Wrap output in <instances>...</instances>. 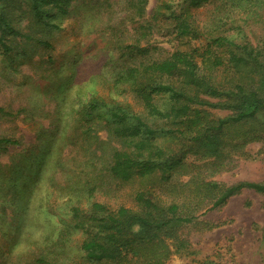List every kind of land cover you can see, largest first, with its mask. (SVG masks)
I'll return each mask as SVG.
<instances>
[{"label": "trees", "instance_id": "obj_1", "mask_svg": "<svg viewBox=\"0 0 264 264\" xmlns=\"http://www.w3.org/2000/svg\"><path fill=\"white\" fill-rule=\"evenodd\" d=\"M116 1L30 0L29 27L43 34L35 35V42L50 50V35L60 27L52 17H70L74 6L87 18V32L93 34L98 7L110 8ZM120 1L127 4L126 18L131 25L138 24V29L127 43H116L123 50L119 57L107 52L103 66L113 70L108 93L95 90L97 76L87 83L81 78L88 70L100 71L96 60L100 62L107 46L100 35L78 52L69 80L48 97L54 102V112L47 126L35 120V148L0 168V183L6 182L21 202L13 243L32 264H169L168 240L177 241L179 247L186 245L179 236L183 225L223 205L242 189L264 195V182L226 185L208 179L226 168L230 149H244L250 141L264 142V37L256 44L240 41L241 22L247 17H238L256 16L264 0L232 3L244 12L236 11L240 20L236 21V40L233 35L210 34L214 44L226 48L224 57L205 59L213 68L223 69V83L202 73L197 48L167 52L152 43L142 44L160 19L174 24L177 37L195 33L199 29L189 21V6L212 0H155L149 14L148 0ZM225 2L215 3L217 23L235 15L221 17L232 9ZM45 6L55 7L56 13L43 16ZM83 26L78 23L75 32H82ZM7 32L33 38L14 28L0 11L4 51L11 49L4 41ZM156 51L159 54L154 56ZM128 95L139 102V111L124 100ZM199 106L232 113L214 117ZM246 125L251 130H245ZM234 127L239 141L231 143L228 135ZM101 130L107 132L105 139L98 134ZM11 144L21 141L0 138V148ZM68 147L71 150L65 156ZM59 172L60 178L53 179ZM120 192L127 195V202L102 199L121 196Z\"/></svg>", "mask_w": 264, "mask_h": 264}, {"label": "rangeland", "instance_id": "obj_2", "mask_svg": "<svg viewBox=\"0 0 264 264\" xmlns=\"http://www.w3.org/2000/svg\"><path fill=\"white\" fill-rule=\"evenodd\" d=\"M216 1L212 0L196 7L189 6V21L199 29L195 33L184 38L177 37L174 24L160 19L142 44L152 43L167 52L197 48L200 54L197 56V61L201 65L202 73H210L218 83H223L222 79L225 75L223 69L213 68L205 59L215 55L224 57L226 48L214 44L210 40V34L233 35L236 40V21H240V17H247L246 21L241 22L243 38L240 41L249 40L258 43L264 37V5L256 16L245 13L236 18V11L244 12L238 10L239 6L236 9V4H232L236 3V0H227L225 3L232 5V13L227 11L221 17L228 14L235 15L232 20L227 19L217 23ZM155 4V0H148L147 14L152 12ZM103 6L98 7L99 18L93 34L87 32V18L84 19L82 14L76 12L74 6L70 17H52L51 21H56L60 27L50 35L53 48L48 50L35 42L34 37H43V34L36 32L35 29L32 30V26L29 27L32 17L30 0H0V11L5 13L11 25L33 37L28 39L7 32L4 34V41L11 49L4 51L0 46V107L4 109L0 111V138L12 137L21 141L20 145L11 144L8 148L4 146L0 148V168L9 164L12 159H20L22 153L35 148L36 121L47 126L50 114L54 112V102L48 101V97H53V92H57L60 86L69 80L78 52L85 44L100 35L104 36V41L107 42L100 62L96 60L95 67H99L100 71L88 70L87 73L81 74V78L83 83H87L92 77L97 76L95 78H98V81L94 83L95 90L101 95L108 93L109 78L113 70L111 67L103 66L108 59L107 52L116 53V58L119 57L123 50L116 43H127L129 38H134L138 24L131 25L126 18L128 6L124 1H116L110 8ZM242 10L247 12L244 7ZM48 13H56V8L45 6L43 16ZM215 22L218 26H215ZM78 23L84 26L82 32L76 33L75 27ZM96 53L97 51L93 55ZM163 53L166 55L165 52ZM153 54L156 56L159 52ZM99 55L98 52L97 57ZM86 63L89 66L91 61ZM88 66L81 72L87 70ZM124 100L131 103L138 111L141 109L139 102L134 100L132 95H128ZM159 102H163V99H159ZM21 108L26 109L18 113ZM199 108L208 111L214 117H226L232 113L230 109L209 106H199ZM250 128V125H246L244 129L251 130ZM98 134L104 139L107 136L105 130H101ZM237 135L238 130L234 127L228 135L231 143L239 141ZM70 150V147L65 148L64 155L67 156ZM227 156L229 163L226 168L209 175L208 179L226 185L239 181L264 182L263 141H250L244 149H230ZM61 175L62 172L53 174V179L55 177L58 179ZM7 187L6 182L0 183V264H32L29 262L30 258L28 260V255L19 254L16 242L13 243L18 220L22 215L21 202ZM120 193L121 196L115 198L101 197L111 202H127V195L124 192ZM179 236L185 240L186 245L179 247L177 241L168 240L172 249L167 261L169 264H264V195L251 188L242 189L223 205L200 213L193 222L183 225L179 229Z\"/></svg>", "mask_w": 264, "mask_h": 264}]
</instances>
